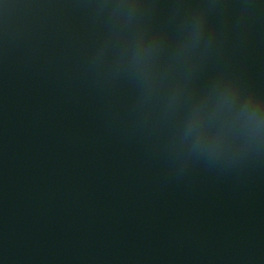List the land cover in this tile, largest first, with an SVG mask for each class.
Segmentation results:
<instances>
[{
	"label": "water",
	"instance_id": "1",
	"mask_svg": "<svg viewBox=\"0 0 264 264\" xmlns=\"http://www.w3.org/2000/svg\"><path fill=\"white\" fill-rule=\"evenodd\" d=\"M0 264H264V0H0Z\"/></svg>",
	"mask_w": 264,
	"mask_h": 264
}]
</instances>
